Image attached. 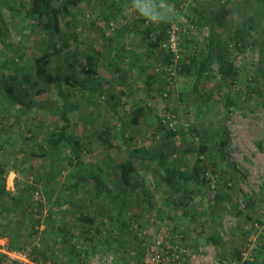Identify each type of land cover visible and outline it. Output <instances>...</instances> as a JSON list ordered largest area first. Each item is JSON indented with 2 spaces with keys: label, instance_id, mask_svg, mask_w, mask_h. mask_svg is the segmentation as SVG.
<instances>
[{
  "label": "rangeland",
  "instance_id": "1",
  "mask_svg": "<svg viewBox=\"0 0 264 264\" xmlns=\"http://www.w3.org/2000/svg\"><path fill=\"white\" fill-rule=\"evenodd\" d=\"M220 1L227 3L229 14L212 25L206 23L205 17L211 16ZM30 3L31 0H0V167L6 170L5 175L0 176L4 179H0V185L5 183L6 190L5 201L0 203L3 231L0 234V264H10L6 262L7 253L14 251L26 252L30 258L31 262L20 264H138L137 237L152 241L159 234L168 240L179 241L187 249V264H215L219 253L229 254L231 249L241 247L246 242L241 235L245 224L264 218L263 2L85 0L72 7L68 14L61 15L60 43L64 45L65 53L75 49L85 52L96 47L111 57L118 44L126 46L122 50L123 66L127 69L125 79L102 62L99 66L100 76L107 80L103 85L104 96L114 94L113 108L106 103L97 108L79 95L75 99L78 108L71 112L77 134L90 138L92 151L85 152L83 159L102 163L114 186L122 188L118 186L112 162L125 160L130 150L148 157L162 149L170 161H176L182 169L188 170L198 146L194 127L211 123L213 129L218 130L212 139L215 144L222 139L219 131L226 129L228 136L221 151H211L212 159H217L220 166L217 173L213 167L208 171L211 186L206 188L205 196H194L188 208L166 205V190L156 183L162 173L160 166L151 162L152 167L147 170L136 157L138 173L150 194L139 190L132 196L128 194L132 206L123 213L125 216L122 214L114 219L109 217L112 208L102 200L89 201L81 208L91 197L90 185L74 194L69 193L67 170L57 173L64 163L61 155L56 160L41 154V150H48L49 145L45 140V128L39 124L53 127L62 123L58 113L62 100L57 94L56 82L50 78L39 80L34 73L35 57L42 52L41 25L40 20L27 14ZM248 19L252 28L246 43L236 45L233 29ZM150 22L157 28L166 29L167 34L171 25L178 26L177 47L181 55L176 69L185 54L189 51L198 53L210 40L220 43L217 45L219 56L223 57L225 53L236 66L237 83L219 87V79L211 77L202 84L204 91H213L214 95L206 114L198 113L192 91L193 79L183 77L176 69L174 75H167L162 55L154 59L155 66H149L147 60L143 63L148 65L149 72L161 69L165 73V79H160L154 88L145 84L140 74L141 62L132 65L138 59H146L138 29ZM125 29L128 32L123 34ZM185 37L192 41L190 49L184 44ZM83 65L81 59L78 69L82 74ZM208 74H218L217 61L211 65ZM7 81L13 84L11 92L5 90ZM227 95L236 103L229 108L224 104ZM138 105L144 109L140 124L130 126L127 138L117 137L111 148L103 146L92 134L90 123L80 120L84 115L86 119H95L97 126L101 122L119 125L114 108L127 118ZM167 113L171 115L173 126L160 125L165 123L163 118L167 120ZM170 129L175 135L168 133ZM27 183L34 188L23 193L21 189ZM219 193L225 195L224 202L211 208L210 204ZM17 199L23 204L18 205ZM88 208L104 212L101 222L104 229L111 231L110 242L100 243L95 253L81 259L76 254H67L64 244L54 243L56 229L48 227L46 218L52 213L55 226L61 219L79 236L78 216ZM160 209L164 210L163 214ZM35 219H40V223L34 228ZM122 221L127 222L124 229L119 228ZM213 233L218 234V243L210 240ZM112 235H119L118 242ZM75 240L77 242L78 238ZM259 240L264 243V236ZM263 257L260 256V260Z\"/></svg>",
  "mask_w": 264,
  "mask_h": 264
},
{
  "label": "trees",
  "instance_id": "2",
  "mask_svg": "<svg viewBox=\"0 0 264 264\" xmlns=\"http://www.w3.org/2000/svg\"><path fill=\"white\" fill-rule=\"evenodd\" d=\"M84 1L85 0H31V3L28 5V16L35 20H40L41 25L40 40L42 52L37 55L34 60L35 76L39 80L42 78H50L51 81L53 80L56 82L57 94L62 100L58 112L62 123L53 127L43 123L39 124V126L45 128V140L49 145V149L41 150V154L49 155L56 160L57 156L61 155L62 160H64L63 169H57V173L61 174L63 170H67L68 183L66 184V188L69 193L74 194L86 185H90L91 197L88 198V200H83L84 203L81 205V208L89 201L102 200L112 208V212L109 215L111 219L122 215L132 206L133 201L129 199L128 194L132 196V193L138 190L150 194L145 180H143L138 173V166L135 160L136 157L141 160V163L147 170H150L152 167L151 162L160 166L162 173H160V180L156 183L157 186H162L166 190L167 195L164 202L166 205H173L176 208L190 207L193 197L197 195L205 196L206 188L211 186V178L207 175L210 167H213L212 169L215 173H217L219 170L218 168H220L217 159H212L211 151L215 150L219 152L222 150V146L226 145L228 138L226 129L219 131L222 139H220L218 144H215L212 142V139L214 134L218 133V130L213 129L211 123H202L203 127L199 126L193 128L194 133L197 135L198 146L195 148V159L188 170L182 169L176 161H170L162 149L148 157L140 156L135 153L134 150L128 151V157L125 160L119 163L112 162V166L118 177V186L120 185L122 187L121 189L111 183L107 177V170L102 163L96 161L87 162L83 159L84 153L92 151V147L88 136H82L75 131L76 124L71 118V112L78 108V103L75 99L80 95L88 104L95 105L97 108L101 107L104 103L112 107L114 94H109L107 98L104 96L103 85L107 80L100 76V63L102 62L108 69L122 76V79H125L127 72L122 62V50L126 48L124 43L117 45L111 57L108 55L105 56L104 52L96 47H91L85 52L75 49L72 53H65V47L60 43L62 37L61 15L68 14L72 7L82 4ZM220 2L219 7L216 8L211 16L205 17L206 23L212 25L229 14L227 3L224 1ZM261 2L264 4V0H261ZM194 11L198 12V8H195ZM189 20L195 21L193 18H189ZM251 28L252 24L250 19L244 20L235 26L233 29V38L236 45H245L246 38L250 34ZM138 30L141 32L142 42L145 45V53L143 55L146 59H138V61L134 62L132 65H137L138 62H141L140 74L143 76L145 84L154 88L160 79H165V73H163L161 69L160 71H154V73L149 72L148 65L155 66L154 64L156 61H154V59L158 57V55H162L161 59L164 61V68H168L173 63L172 58L174 57V53L171 51L170 47L164 46L168 38L166 29L157 28L154 23L150 22L148 25ZM126 32H128V29L122 31L123 34ZM184 39L185 46L190 49L192 41L187 37ZM218 44L220 43L210 40L205 44V48H200L198 53L189 51L185 54L178 69H176L177 67H172L183 77L193 79L192 91L194 93V102L197 105L198 113L201 115L207 113L214 97L213 91H204L202 89V84H204L206 80L211 77L217 78V80L219 79V87H221L222 84H235L239 80L238 71L234 63L229 60L225 53L223 57L219 56V52L217 51ZM226 45L229 46V44ZM157 51H159V54H157ZM81 59L84 60V65L82 66L83 74L78 69V63H80ZM146 60L148 61L147 66L143 64ZM215 61L218 62V74L210 75L208 72ZM165 72L167 75H172L168 70H165ZM171 77L173 78V76ZM7 82L5 90L9 92L13 91L14 87L12 82ZM166 82L170 83L168 80ZM159 91L161 90L159 89ZM168 92L170 91L168 90ZM224 104L229 108L236 103L230 95H227ZM114 110L120 121L119 125L101 122L100 125L97 126L95 119H86L84 115L80 117L82 122L90 123L92 134L107 148L114 146V140L117 139V137L121 136L127 138V129L132 125H139L144 113V109L141 105L134 107L127 118L123 117L116 108H114ZM21 111L20 109L19 114ZM160 125L167 126L168 123L162 122ZM168 133L175 135L173 129H170ZM34 153L36 154V152ZM5 172L6 170L0 167L1 177L5 175ZM39 178H37V180H39ZM1 180L4 181V179ZM33 188V185L27 183L23 185L21 190L23 193H28L30 189ZM5 192V183H3L0 185V203L2 204L5 201L3 198ZM224 200V194H217L214 202L210 204L211 208L218 207L220 204L222 205ZM17 204L21 205L23 201L17 199ZM159 211L160 214L164 212L163 209ZM103 214L104 212L98 209L96 211H91L88 208L82 211L78 216L80 225L78 231L79 236L75 235L71 227L63 224L61 219L57 221L55 226L52 223L54 219L52 213L47 216L46 223L48 227L56 229L54 243L60 242V244H64L67 254H76L81 259H85V257L87 259L90 254L96 252L100 243L104 241L107 243L110 242L109 232L111 231H109V228L107 230L104 229L105 225L101 222ZM123 215L125 216V214ZM39 223L40 219H35L32 225L35 228V225ZM126 225L127 222L122 221L119 228L124 229ZM246 225L247 223L245 226ZM245 226L241 231V235L247 239L249 233L245 229ZM2 232L0 225V234ZM77 238L78 241L76 242L75 239ZM112 238L117 242L120 239L119 235H112ZM143 238L145 237H137L138 241L136 248L139 254L137 260L138 264L142 262L145 253V245L143 242H150ZM210 240L218 243L220 238L218 234L213 233L211 234ZM78 246H81V248H78ZM241 247L231 249L229 254L219 253V257L233 259L242 263L240 254ZM116 249H118V246H116ZM260 249L255 254L253 261H244L243 264H264V259L260 260V256L264 255V243ZM43 254L45 257H48L47 253ZM34 260H36L35 257ZM10 264H20V262L17 261ZM184 264H187V261Z\"/></svg>",
  "mask_w": 264,
  "mask_h": 264
},
{
  "label": "built area",
  "instance_id": "3",
  "mask_svg": "<svg viewBox=\"0 0 264 264\" xmlns=\"http://www.w3.org/2000/svg\"><path fill=\"white\" fill-rule=\"evenodd\" d=\"M178 26L171 25L168 31L167 41L164 46L170 47L171 51L174 53L173 63L170 67L166 68L172 75L175 74V69L172 67L177 66V62L180 59V48L177 47V35ZM166 118H163L165 123L173 126L171 122V115L167 113ZM249 235L246 239L245 244L241 247V259L242 263L237 262L233 259H227L225 257H218L215 264H243L244 261H253L255 254L260 249V245L263 241L259 240L260 236H264V218L248 223L245 226ZM145 253L143 255V260L140 264H184L188 258L187 249L177 240H168L164 235L159 234L150 242L144 241ZM7 263H12L14 261L18 262H31L28 254L26 252H8L7 253Z\"/></svg>",
  "mask_w": 264,
  "mask_h": 264
}]
</instances>
